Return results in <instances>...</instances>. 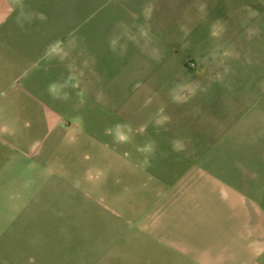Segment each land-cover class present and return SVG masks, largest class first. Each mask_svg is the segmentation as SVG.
Masks as SVG:
<instances>
[{"label": "crops", "instance_id": "1", "mask_svg": "<svg viewBox=\"0 0 264 264\" xmlns=\"http://www.w3.org/2000/svg\"><path fill=\"white\" fill-rule=\"evenodd\" d=\"M46 1L0 0V157L9 167L14 159L47 162L61 187L84 194L87 216L100 222L101 244L111 238L118 256L131 254L133 264H264V75L251 79L256 92L243 94L245 102L261 97L263 109L261 122L246 128L252 139L241 143L242 151L235 139L221 136L232 121L217 107L221 83L232 91L221 68L228 63L218 58L221 48L233 46L231 6L221 12L222 0H208L219 68L212 119L203 127H212L210 137L184 132L189 124L172 119L144 121L130 132L99 120L62 124L55 119V92L28 90L23 83L30 80L24 42L50 46L30 41L29 33L68 32L69 48H133L140 42L174 49L189 32L185 19L193 0H68L69 23L62 30L50 20L58 13H50ZM54 1L60 7L61 0ZM30 14L51 26L23 24ZM77 33L84 34L83 44ZM220 33L228 34V44H221Z\"/></svg>", "mask_w": 264, "mask_h": 264}, {"label": "rangeland", "instance_id": "2", "mask_svg": "<svg viewBox=\"0 0 264 264\" xmlns=\"http://www.w3.org/2000/svg\"><path fill=\"white\" fill-rule=\"evenodd\" d=\"M46 2L50 13H58L50 18L55 26L68 28V0H61L60 7L54 0ZM188 3L189 32L182 34L186 37L182 47L174 49L143 48L140 42L133 48H69L68 32L29 33L30 41L50 46L37 48L24 42L30 79L27 85L23 80L24 86L53 90L51 99L60 106L55 108L60 111L55 119L62 124L99 120L119 123L130 132L144 121L172 119L189 124L184 132L212 137V127L203 128L212 119L213 75L219 71L213 63L211 2ZM220 4L221 12L226 4L231 6L227 19L234 24V34L232 49L221 48L218 54L220 62L228 63L221 68L232 91L221 83L217 107L232 121L231 129L221 136L235 139L239 152L245 149L241 143L252 139L246 128L261 122L264 105L261 97L245 102L243 95L246 90L256 92L252 77L264 75V0H222ZM37 16H24L23 24L51 26ZM223 34L221 44L226 45L229 37ZM76 35L77 44H83L84 34ZM46 163L14 159L9 167L0 157V173L6 175L0 177V264H133L131 254L118 256L111 238L107 246L101 244L100 222L87 216L84 194L61 187L63 182L48 172ZM90 253L92 257L87 256Z\"/></svg>", "mask_w": 264, "mask_h": 264}]
</instances>
